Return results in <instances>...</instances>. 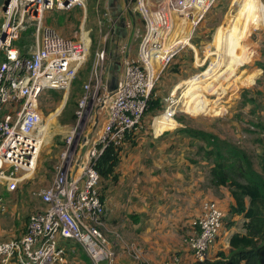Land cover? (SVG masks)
<instances>
[{
	"label": "built area",
	"instance_id": "built-area-1",
	"mask_svg": "<svg viewBox=\"0 0 264 264\" xmlns=\"http://www.w3.org/2000/svg\"><path fill=\"white\" fill-rule=\"evenodd\" d=\"M214 2L133 0L143 23V33L136 35V57L130 56V44H123V69L114 74L116 89L108 91L107 75L112 72L105 71V46L94 52L74 114L76 124L64 138L55 174L48 185L31 190L40 209L30 215L21 237L0 240V264H71L66 242L79 245L90 264H117L116 252L100 229L106 209L95 163L107 145L121 148L143 128L159 74L180 50L191 46L194 28ZM75 8L85 10L86 0H9L5 10L0 8V29L6 32L0 39V185L9 193L35 170L45 141L39 94L48 89L66 93L87 59L88 37L73 40L43 22L49 12ZM28 22L34 24V43L21 54L14 42ZM116 27V21L110 23L109 31ZM5 211L0 197V214ZM223 219L216 200L202 202L186 239L197 261L208 259Z\"/></svg>",
	"mask_w": 264,
	"mask_h": 264
},
{
	"label": "rangeland",
	"instance_id": "rangeland-1",
	"mask_svg": "<svg viewBox=\"0 0 264 264\" xmlns=\"http://www.w3.org/2000/svg\"><path fill=\"white\" fill-rule=\"evenodd\" d=\"M253 2L257 6L255 14L257 19L251 27L247 28L245 38L237 43L238 49L240 47L243 49H233V53L239 54L238 56L236 54L235 63L237 64L236 73L241 76L238 82L235 81L236 83L224 84V94L217 106L208 103L209 108L201 110L197 102L206 103L215 97L207 94L205 89H198L183 97L185 89L183 83L201 73L208 66L210 59H214V56H210L209 59L204 58L205 48L210 50L218 48L221 44L214 43L217 36L222 37L221 43L225 38H229L226 42L227 46H230L233 40L232 24L233 22L241 23L237 18L240 17L238 8L243 7L247 13L250 9L249 5ZM133 6V0L127 2L86 0L85 10L75 8L67 12L45 14L44 17L50 21L44 20V24L53 27L61 35L73 40H79L81 37L85 40L88 37V54L76 77L79 84H72L66 93L44 90L37 98L38 107L43 113L42 125L47 133L35 170L26 176L17 190L9 193L4 186L0 185V196L8 201L5 213L0 214V222L7 231L9 228L14 233L15 230L24 231L30 215L37 211L36 204L27 194L28 190L48 185L55 174L59 153L64 147V138L76 124L73 116L96 49L105 46V71L112 72L116 76L123 69L125 59L122 53L123 44H130V56L136 57L140 40V37L137 38L136 35L141 36L143 33V23L133 10ZM118 14L121 16L120 19ZM114 21L118 25L124 21L125 25L119 26V30L109 31V25ZM33 28L34 24L26 23L25 29L18 38L23 37L24 33L29 34ZM121 30L124 35H120ZM33 33L25 35L22 49H28L34 43ZM106 34L107 37L104 40ZM189 43L191 46H185L180 50L155 82L152 96L160 98L162 107L155 113L147 112L143 115L142 126L145 132L156 134L153 123L158 118L163 120L168 117L178 124L175 130L168 132H177L185 136L183 132L185 127L210 132L239 146L253 158L256 164V156L264 150V0H215L194 28ZM178 85L180 88L173 93ZM189 138L196 150L200 144H203L198 139ZM238 220L226 215L222 229H237ZM232 222L236 225H231ZM75 245L70 244L68 247H73L74 252L79 251L78 258H81V264H90L87 257Z\"/></svg>",
	"mask_w": 264,
	"mask_h": 264
},
{
	"label": "crops",
	"instance_id": "crops-1",
	"mask_svg": "<svg viewBox=\"0 0 264 264\" xmlns=\"http://www.w3.org/2000/svg\"><path fill=\"white\" fill-rule=\"evenodd\" d=\"M176 128L154 129L157 136L144 128L137 131L121 147L116 181H99L106 209L100 229L116 252L117 264H193L196 259L186 239L202 202L218 201L224 217L232 203L225 188L216 192L209 187L210 165L196 153L190 138L168 132ZM27 194L38 211L41 202L31 196V190ZM0 197L7 209L8 201ZM16 231H7L0 222V240L21 237L25 232ZM221 231L209 250V260L218 251H227L229 236L237 229ZM70 244L74 243L66 242L71 264H81L79 251L74 252Z\"/></svg>",
	"mask_w": 264,
	"mask_h": 264
},
{
	"label": "trees",
	"instance_id": "trees-1",
	"mask_svg": "<svg viewBox=\"0 0 264 264\" xmlns=\"http://www.w3.org/2000/svg\"><path fill=\"white\" fill-rule=\"evenodd\" d=\"M44 20L50 21L46 18ZM33 32L34 28L30 33ZM29 34H22L23 37L14 42L21 54L27 52V48L22 49L21 46L24 43L23 38ZM120 35H124L123 30ZM72 84H79L78 79ZM161 107L160 98L153 97L151 92L145 113H155ZM73 117L75 118V115ZM183 132L186 137L198 139L203 143L197 147L196 153L210 165L208 185L216 192L219 188L228 191L232 203L228 205L226 215L239 219L237 231L229 236L227 251H218L213 260H195L193 264H264V150L256 156L254 164L253 158L246 151L210 132L188 127H185ZM131 138L132 136L127 137L126 141ZM121 151L122 148L112 145L104 148L94 166L100 180L116 181L115 171ZM233 224L236 225L232 222L231 225Z\"/></svg>",
	"mask_w": 264,
	"mask_h": 264
},
{
	"label": "bare ground",
	"instance_id": "bare-ground-1",
	"mask_svg": "<svg viewBox=\"0 0 264 264\" xmlns=\"http://www.w3.org/2000/svg\"><path fill=\"white\" fill-rule=\"evenodd\" d=\"M249 10L246 11L244 8H238L237 12L240 13V24L237 22H233V40L231 41L230 46H227V42L229 38H225L224 41L221 43V36H217L215 38L214 43L216 45H220L218 48L216 47L215 50H210L205 48V57L209 59L210 56H214V59H210L208 66L199 74L193 76L192 78L185 81L183 84L185 85V89L183 91L182 96L186 97L193 92H196L198 89H205L207 94L213 95L215 97L212 100L203 103L201 101L197 102V106L201 110H207L210 105H218L222 95L224 94V84L227 83H236L238 82L240 75L236 73L237 64L235 63L236 54L233 53V49L235 50H242L243 48L240 47L238 49L237 43L242 41L246 34L247 28L251 27L252 24L256 21V3L253 2L249 5ZM231 35V34H230ZM193 49V47H191ZM202 64V62H201ZM234 77V78H232ZM233 80H232V79ZM236 81V82H235ZM177 88H180V85L176 86L173 93ZM154 129L159 128H174L178 124L176 121L165 117L163 120L157 119L154 123Z\"/></svg>",
	"mask_w": 264,
	"mask_h": 264
},
{
	"label": "water",
	"instance_id": "water-1",
	"mask_svg": "<svg viewBox=\"0 0 264 264\" xmlns=\"http://www.w3.org/2000/svg\"><path fill=\"white\" fill-rule=\"evenodd\" d=\"M9 0H0V8L5 10ZM6 32L3 29H0V39L3 41L5 39ZM117 86V77L110 73L107 75V89L108 91H113Z\"/></svg>",
	"mask_w": 264,
	"mask_h": 264
},
{
	"label": "flooded vegetation",
	"instance_id": "flooded-vegetation-1",
	"mask_svg": "<svg viewBox=\"0 0 264 264\" xmlns=\"http://www.w3.org/2000/svg\"><path fill=\"white\" fill-rule=\"evenodd\" d=\"M128 0H124V2H127Z\"/></svg>",
	"mask_w": 264,
	"mask_h": 264
}]
</instances>
